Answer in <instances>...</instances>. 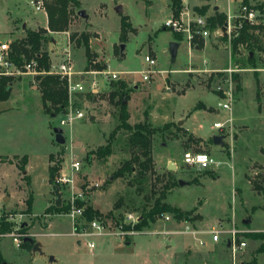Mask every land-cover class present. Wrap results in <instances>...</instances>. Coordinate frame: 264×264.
I'll return each instance as SVG.
<instances>
[{
  "label": "rangeland",
  "instance_id": "rangeland-1",
  "mask_svg": "<svg viewBox=\"0 0 264 264\" xmlns=\"http://www.w3.org/2000/svg\"><path fill=\"white\" fill-rule=\"evenodd\" d=\"M79 1L80 6L74 9L71 16L69 31L49 32L52 38L43 50L49 53L52 60L58 61L61 49L68 47L70 41L75 69L86 70L85 47L79 44L77 38L83 33L90 34V48L95 54L92 63L104 65L105 69L91 68L89 71H114L121 75L118 80H102V91L98 95H70L68 92L67 106L57 116L51 115L54 109L49 113L44 110L37 78L14 77L12 96L0 103V157L9 156L11 160L0 166V217L5 216L14 224L13 233L0 235V264H233V253L226 240L229 236L227 231L233 226L244 231L239 240L243 238L247 241V246L239 249L237 257H234L236 264H264V253L257 252L261 241L248 237L251 232L264 231V191H257L254 187V182L264 187V126L257 119L262 113L260 122L264 123V73L258 72L261 84V102H258L249 50L241 47L234 55L232 42L226 36L229 17H232V24L237 20L243 0H230L232 7L226 12L227 0H185L186 7L181 14L189 12L195 18L197 15L207 18L205 29L211 32L206 39L196 35L192 42L194 52H191L184 34H180L182 40H178L177 33L164 26L171 14L173 17L170 0ZM201 2L209 4L196 9L193 7ZM249 2L260 5L264 0ZM215 5L220 9H214ZM80 11H84L86 16L81 17ZM254 11L257 15L255 24L264 23V15ZM218 14L225 15L227 21L212 27L209 19ZM46 16L43 11H35L28 0H0V44L10 45L18 40L15 37L24 38L27 30L47 28ZM123 16L129 17L135 32L130 30L123 43L126 45L125 52L121 56L117 50L122 44ZM21 19L29 21L30 27L37 25L23 31ZM12 29V35L16 36L11 38V33L7 32ZM73 35L76 39H72ZM204 40L205 46L196 50L195 47L204 44ZM173 43L179 45L175 59L171 53ZM97 44L103 47L109 65L99 61L98 53L93 51L94 48L101 51ZM147 55L157 59L156 69L163 74H153L149 81H144L142 72L149 67L145 62ZM256 57L257 67H264V53L257 51ZM192 66L193 70L201 68L189 73L188 69ZM229 68L243 70L239 75L245 90L242 93V84L239 89L236 85L235 104L242 97L241 108L250 119L245 122L237 119L234 104V131L232 135H227L231 138H224L221 147L213 141L219 135L214 124L224 122L228 112L218 106L219 98L212 93V79L225 77L226 74L220 71ZM121 82L125 84L123 90L118 89ZM115 90L119 94L123 91L128 94L129 123L132 126L143 123L145 112L150 113V110L152 117L149 121L158 127L181 115L186 118L199 101L213 106L214 112L197 110L186 123L209 145L188 140V134L183 132H174L170 136L164 132L166 130L160 131L153 138L156 148L153 151L154 172L141 180L134 176L115 180L114 173L131 158L129 132L122 130L118 133L113 153L105 160L94 155L91 162L86 160L89 152L95 153L106 146L111 132L119 125L120 107L110 100L111 92ZM184 91H187L186 94L181 95ZM70 111H81L85 117L61 126V116ZM57 127L64 130L67 142L63 146L55 142L54 129ZM184 151L206 153L215 164L208 168L185 164ZM25 156H28L26 170L21 171L17 166L23 164ZM73 156L74 161L83 162L74 189L75 196L83 193L86 203L105 215L112 212V216H107L108 220L124 219L128 212L142 213L145 206H151L153 192L159 193L168 182L176 184L168 192L167 201L183 210H196L190 220H166L161 217L135 234L118 235L110 240L102 236L86 238L75 235L73 220L68 212L46 215V209L56 204L59 193L62 204L72 202L70 187H56L50 182V168L61 162L63 173H68ZM168 161L176 165L175 170L169 171ZM180 180L187 184H179ZM4 196L8 199L5 200ZM30 197L33 199L31 211L28 209ZM245 219L251 222L245 224ZM112 227L120 231L115 224ZM212 228L222 229L220 242L212 240L209 233ZM190 230L195 234L188 232ZM18 235H22V240L31 235L41 241L44 254L22 247L21 243L18 246L14 241ZM201 240L205 244H201ZM89 241L95 242L94 248H90ZM51 256L55 257L53 262L50 261Z\"/></svg>",
  "mask_w": 264,
  "mask_h": 264
},
{
  "label": "trees",
  "instance_id": "trees-1",
  "mask_svg": "<svg viewBox=\"0 0 264 264\" xmlns=\"http://www.w3.org/2000/svg\"><path fill=\"white\" fill-rule=\"evenodd\" d=\"M243 5L247 6L250 10L259 11L264 15V3L260 5H252L249 0H244ZM80 6L79 0H45V8L48 16V26L47 28H41L39 30H27L26 36L22 39H18L10 44L12 50V60L18 65L22 66L24 60L31 61L32 59H37L39 62V70L48 71L51 67V57L47 51L43 50L44 45L52 38L51 33H64L69 31L71 16H73L74 9ZM170 9L173 13L175 19L180 18L181 13L184 9L183 0H170ZM212 27L217 25H223L227 21V17L223 14L215 15L210 18ZM135 32L129 22V17L123 16L121 19V42L122 44L126 42L129 32ZM167 30H170L167 28ZM171 31V30H170ZM175 34V33H174ZM178 40H182V35L175 34ZM90 34L83 33L77 41L80 45L85 47L87 66L86 71L91 68L94 69H105L104 65L96 64L93 65V56L95 54L90 48ZM72 39H76L75 35ZM199 46H202L200 43ZM241 47H246L249 50V63L255 71V79L257 85V100H260V80L257 71V57L256 52L264 53V23L251 24L249 22H244L243 27L239 29V34L232 39V49L233 54L239 53ZM118 48V47H117ZM117 53L120 55V46ZM14 77L10 76H0V103L6 102L12 96ZM234 79L237 81V88H241V77L239 73L234 74ZM39 87L42 92L43 107L46 112L54 109L51 113L52 116H57L62 112L63 108L67 106L68 103V89L65 80H61L58 76L54 75H44L38 76ZM125 88L124 83H120L118 89ZM124 97L128 101L127 92L119 94L118 90L112 91L110 95V100L120 107L119 114V125L111 132L106 146L98 149L97 152H89L86 156L88 162L92 161L93 155L97 158L105 160L108 156L113 153V143L116 141L117 135L120 131L125 130L130 133L128 137V147L131 152V158L125 161L122 166L114 173V179L126 178L128 176H134L135 179H143L148 173L154 172V158H153V138L154 136L165 129L169 128L166 125L163 130L154 128L149 122V112H145V121L143 123L131 125L129 123L130 113L128 111V106L125 105ZM117 98V100H116ZM116 100V101H115ZM264 152V150H263ZM53 158V157H51ZM23 164H18V169L25 171V166L28 162V156L22 158ZM11 160L8 157H0V163L6 164L10 163ZM61 163V162H60ZM58 163L57 166L50 168V182L55 184L56 178L61 169V164ZM171 174V173H169ZM176 183L170 184L169 182L163 187L159 192H153L154 200L150 207L145 206L143 212L140 213L141 219L135 226L124 225L125 230L135 229L142 230L148 227L151 223H155L159 218L163 217L167 213H172L177 220H190L194 214L196 208L192 210H183L177 206L172 205L167 201L168 192L171 190ZM254 187L257 191H264V187L260 184L254 182ZM57 189V188H56ZM76 205L84 208L83 217L86 221H91L94 218H100L104 216H112V212L103 214L101 211L96 209L93 205L86 203L82 200H76ZM33 199L32 197L28 200V209L32 210ZM71 209L70 204H61V206L55 205L48 207L46 213L55 212L58 214L67 213ZM194 218L199 216H193ZM14 229L13 222L6 219V217H0V234L11 233ZM22 232H25L22 229ZM248 237L260 240V244L257 247V252L264 253V231H255L248 234ZM24 239V238H23ZM22 247H28L32 250V244L29 242H22Z\"/></svg>",
  "mask_w": 264,
  "mask_h": 264
},
{
  "label": "built area",
  "instance_id": "built-area-1",
  "mask_svg": "<svg viewBox=\"0 0 264 264\" xmlns=\"http://www.w3.org/2000/svg\"><path fill=\"white\" fill-rule=\"evenodd\" d=\"M244 1V0H243ZM28 3L33 7L35 11H43L45 14V0H28ZM193 20V21H192ZM232 17H229V21L227 24L226 36L230 43L232 39L239 34V29L243 27L244 22H249L251 24H255L257 21V15L254 10H250L247 6L241 3V15L237 17L235 20L234 27L232 24ZM208 21L207 18L203 16L193 17L189 12L181 14L180 18L175 19L171 17L165 23V28H169L173 32L177 34H184L187 38V41L192 47V42L196 35H201L203 38H208L211 35V32L205 28H207ZM68 47L61 49L60 58L57 61L51 59V67L48 71L39 70V62L37 59H32L31 61L24 60L22 66H18L12 60V50L9 44L3 43L0 44V76H10V77H20V76H34L37 78L38 76L44 75H54L58 76L61 80H65L67 83V89L70 95L81 94V95H98L102 91V80H118L120 77V73L114 71H77L74 66V61L71 54V49L69 48L70 41H68ZM145 62L147 63L148 70L143 71V80L149 81L153 74H163L162 71H157V59L151 55H147L145 57ZM197 70H189V72H196ZM242 69H233L229 68L227 70L220 71L221 74H226L225 77L219 78L218 76L212 79L214 92L217 94L219 98V108L221 110L227 111V119L224 122H216L214 124V128L219 131V135L223 134L225 139L228 134H233L234 131V104H235V94H236V85L237 81L234 79V74L242 72ZM102 74V78L98 79V75ZM61 126L70 125L73 122L81 121L84 119V113L81 111L73 112L70 111L61 116ZM231 138V137H230ZM233 140V139H232ZM232 144V142H231ZM183 161L185 164L193 165L201 168H208L215 162L210 158V156L206 153L199 152H186L183 155ZM83 168L82 161H74V156L71 158V164L69 167L68 173H63L64 169L61 167L62 171L58 173L56 178V184L61 187H70L72 190V202L71 209L67 213L71 216L73 220V234H77L81 237H93V236H102L107 240H110L113 237H119L125 234H135L141 230L129 229L125 230L124 225L135 226L141 219V215L137 212H128L125 214L124 219L115 220L113 218L107 219V216L94 218L91 221H86L83 217L84 208L76 205V200H82L84 194L79 193L76 195L74 193V189L76 187V183L79 177V173ZM60 169V170H61ZM1 214V209H0ZM166 220H171L175 218L170 214H165L163 216ZM177 220V219H176ZM182 221V220H177ZM113 224L120 230L117 232L113 230ZM91 230L90 232L87 230ZM193 232L192 230L188 231ZM13 233V231L11 232ZM209 233L212 235V240L214 242H220L223 238L222 229L220 228H212L209 230ZM229 236H227V241H230V249L233 253V264H236L235 256L237 257L238 250H242L247 246V241L243 238L239 240V235L244 233V231L237 229L236 226H233L230 230L227 231ZM2 236L10 235V233H2ZM119 235V236H118ZM14 241L19 246L20 243L23 242L22 235H18L14 237ZM201 240V244H205ZM88 245L90 248L95 247L94 241H89Z\"/></svg>",
  "mask_w": 264,
  "mask_h": 264
},
{
  "label": "crops",
  "instance_id": "crops-1",
  "mask_svg": "<svg viewBox=\"0 0 264 264\" xmlns=\"http://www.w3.org/2000/svg\"><path fill=\"white\" fill-rule=\"evenodd\" d=\"M183 2H184V6L186 7V5H185V0H183ZM213 2H216V1H213ZM227 2H228V6L226 7V9H225V12H226V10H227V8L229 9H231V7H232V4H231V6H230V0H227ZM217 3V2H216ZM207 4H209L208 2H205V3H200V4H198V5H194L193 7L196 9V8H198V6H202V5H204V6H206ZM169 7H170V5H169ZM189 8V7H188ZM192 8V7H191ZM214 9H218L219 7L217 6V5H215L214 7H213ZM220 9V8H219ZM223 11V10H222ZM172 13V12H171ZM47 17V24H48V16H46ZM171 17H172V14H171ZM22 20V19H21ZM22 23H24V29H23V31H25V29H30V28H33L34 26H36L37 25V23L36 24H34L32 27H30L29 26V21H27V20H22ZM47 27V26H46ZM34 30V29H33ZM12 32H14V30L12 29V30H10L9 32H7V33H11L10 35H11V38L12 37H15L16 35H12ZM26 33V32H25ZM98 33V32H97ZM22 37H24V35H22ZM19 38H21V37H15L14 39L16 40V39H19ZM13 39V40H14ZM96 40L98 41L99 39H97L96 38ZM53 42H54V39H53ZM91 44H94L93 43V41H91ZM97 45H99L100 46V44H97ZM93 46V45H92ZM95 46V45H94ZM205 46V40H204V44H202V46H197V47H195V49L196 50H200V49H202L203 47ZM99 50H101V51H98V50H96L95 48H94V52L95 53H98V55H99V61H104V62H108L106 59H105V54H103L104 53V50H103V47H97ZM178 49H179V47H178ZM193 48L191 47V52H194V49L192 50ZM215 64H217V63H215L214 62V66H216ZM108 65H109V62H108ZM193 67L194 66H192L191 68H189L188 70H193ZM201 67H196L195 68V70H197V69H200ZM213 68V67H212ZM224 68H226V67H224ZM206 69V68H205ZM207 69H210V68H207ZM223 69V68H222ZM219 70H221V68L219 69ZM81 71H85V70H81ZM257 71L258 72H262V73H264V67H259L258 66V68H257ZM190 73V72H189ZM186 74H188V71H187V73ZM190 80V79H189ZM189 80H187V82L189 81ZM243 82H242V78H241V84H242ZM242 86H243V91H242V93H244V90H245V86L242 84ZM135 88H138V87H135ZM192 89H194V88H192ZM257 90V89H256ZM186 92L187 91H184V92H182L181 93V95H184V94H186ZM210 92V91H209ZM212 92V91H211ZM212 93H215V92H212ZM216 94V93H215ZM217 95V94H216ZM242 98V97H241ZM241 98H240V100L237 102V105L235 104V114H236V116H237V119H239L240 121H242V122H245L247 119H250L249 118V116L247 115V113H246V111H244V109L243 108H241ZM256 99H257V93H256ZM261 105H262V103H261ZM260 105V106H261ZM260 109H261V107H259V111H260ZM197 110H204V111H209V112H214L215 111V108L213 107V106H210V105H208L207 103H205L204 101H199V103L195 106V108H193L192 109V111L189 113V115H187L186 116V118H184L183 117V115H181L179 118H177V119H175V120H173V121H168V122H166V123H164V125H162V126H158V127H156L152 122H150L152 125H153V127L154 128H160V127H165L166 125H168L169 126V128H167V129H165L166 131H164L166 134H167V132H168V135L170 134V136H173V133L174 132H183V133H185L186 135L188 134V136H187V138L186 139H194V140H197L198 142H199V145H204V144H207V145H209L208 144V142H207V140L204 138V137H202V136H200V135H198L197 133H196V131H194V130H192L191 129V127H188L187 126V122H188V119L190 118V116L191 115H193V113H195ZM258 111V112H259ZM261 115H262V113L261 114H259V117L257 118L258 120H259V123L262 125V126H264V123H263V121H261L260 122V120H262V117H261ZM150 117H152V114H151V110H150V113H149V119H150ZM162 128H160V129H162ZM194 129V128H193ZM172 134V135H171ZM157 136V135H156ZM155 137V136H154ZM155 145L153 144V151H154V149H156L155 147H154ZM187 152H189V151H187ZM192 152V151H191ZM200 151H198V152H196V153H199ZM184 153H186L185 151H184ZM172 155L170 154V157H171ZM4 157H9V156H4ZM153 158H154V156H153ZM167 159V158H166ZM168 159H171V158H168ZM155 160V159H154ZM164 163H165V160H163L162 161V165H164ZM169 163H171L170 161H168L167 162V164L169 165ZM1 164L2 163H0V166H1ZM7 164V163H6ZM5 165V164H4ZM167 165V166H168ZM1 189H2V187H1ZM5 197V196H4ZM6 198V197H5ZM46 215H52V214H46ZM253 231V230H252ZM35 234V236H36V233H34ZM43 244V243H42ZM44 246V245H43ZM227 246L229 247V245L227 244ZM259 246V245H258ZM32 251V250H31Z\"/></svg>",
  "mask_w": 264,
  "mask_h": 264
},
{
  "label": "water",
  "instance_id": "water-1",
  "mask_svg": "<svg viewBox=\"0 0 264 264\" xmlns=\"http://www.w3.org/2000/svg\"><path fill=\"white\" fill-rule=\"evenodd\" d=\"M120 10H121V8L119 7L118 8V11H120ZM79 15L81 17H85L86 16V14H85L84 11H80L79 12ZM226 26H227V24H226ZM178 47H179V45L177 43H173L171 45V53H172L173 59L176 58L177 51H178ZM125 49H126V45L125 44H121L120 45V55L121 56L124 54ZM123 103L125 105H127V103H128L126 101L125 97H124V102ZM54 134H55V142L57 144L62 145V146L66 144L67 141H66V138L64 136V130L62 128H60V127L55 128L54 129ZM213 141H214V144L217 145V146H221L222 147L224 145V137L223 136H219V135L218 136H215L213 138ZM168 169H169V171H173V170L176 169V165L173 162H171V163H169ZM179 184L186 185L187 183L184 182L183 180H180L179 181ZM7 199H8V197L5 200H7ZM61 204H62V196L59 193L58 194L57 205L58 206H61ZM250 222H251L250 219H245L244 220V223L245 224H248ZM23 241L24 242H29L30 244H32V251L33 252H40L41 254H44L42 242L39 241V240H36L33 236H31V235L25 236L24 239H23ZM228 245L230 246V241H228ZM54 260H55V257L54 256H51L50 257V261L53 262ZM3 264H7V263L4 262Z\"/></svg>",
  "mask_w": 264,
  "mask_h": 264
}]
</instances>
